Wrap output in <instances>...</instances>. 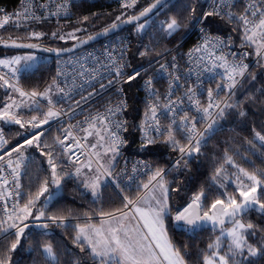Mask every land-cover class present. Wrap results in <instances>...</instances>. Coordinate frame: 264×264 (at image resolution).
<instances>
[{"label": "trees", "instance_id": "trees-1", "mask_svg": "<svg viewBox=\"0 0 264 264\" xmlns=\"http://www.w3.org/2000/svg\"><path fill=\"white\" fill-rule=\"evenodd\" d=\"M153 0H143L138 5L122 9L112 6L110 0H99L97 2L82 1L73 6V20L59 24H40L21 28H0V38L17 39L21 41H41L51 46H65L73 43L74 40L86 37L100 31L113 22H118L130 15H133ZM19 0H1L0 5H5L8 9H15ZM193 9L195 11L193 12ZM204 10L202 0H172L153 16L144 31H136L135 26L126 27L123 32H129L132 44V57L134 64L146 63L157 57L168 49L171 44L187 34L195 18ZM87 17L85 20L84 18ZM120 17V20H117ZM165 18L171 21L176 18L181 27L171 35L166 33L159 35V30H153L154 23ZM210 25L213 31L220 33L231 32L234 39L242 41L241 30L234 22L225 21L223 18L210 16ZM82 26L78 37L70 40H61L58 37H51V34L58 33L64 27ZM42 33L39 39L29 38L30 33ZM150 50L147 55L141 56V52ZM21 50H8L0 47V59H5L8 54H13ZM48 60L41 61L38 66L31 70H23L20 73L19 81L22 86L37 93H44L55 79V66L57 61L63 56L49 54ZM3 81H0L2 84ZM10 87H0V110L3 108L5 100L9 99ZM129 95L128 110V134L130 136V149L134 150L136 133L134 127L145 117L146 106L143 102L142 92L138 87V80L127 85ZM231 95L228 105L224 107L223 115L217 118V127L211 130L209 135L200 144L198 152H193L191 156H184L167 143L169 139L167 132L155 139V143L148 144L144 148H135L141 155L146 157L153 165L152 173L157 169L164 170V183L168 189V206L171 215L165 218V228L172 244L180 249L184 257L185 264H203V257L209 254V244H213L220 234V229L205 228L188 230H177L173 226L172 217L177 209L186 206L193 197L201 191L204 192L202 202L205 209L211 205L215 199H226V195L235 196L240 200L239 193L233 185H229L225 190L218 183L217 178L213 180L216 170L223 166V171H230L235 167L244 168L249 173L264 172V141L256 138V133L264 135V59L250 70V72L239 83ZM41 110V108H40ZM27 114H39L38 112H26ZM241 113H244L241 115ZM25 116L24 114H22ZM26 117V116H25ZM25 122L24 118L21 119ZM0 130L6 131L10 135V142L7 151L17 146L26 137V130L14 123L0 121ZM40 137L41 144L53 145L55 138L59 137L57 126L44 129ZM173 136L179 141V145L187 147L188 140L181 130L173 128ZM35 143V142H34ZM47 149L37 147H26L23 155L25 161L20 166L22 193L18 209L24 207L29 198H35L41 184L45 178L48 179V192H45L36 201V206L31 209L32 215L27 217V221L48 220L49 216L63 217V221L52 223L46 222L27 224L24 234L20 237V243L13 251H8L11 243L15 242L14 233L18 230L8 229L7 223L0 227V258H7L8 264H94L93 258L88 251H80V247L75 242L78 225L89 221H98L106 217L102 213L115 212L123 207V198L135 199L143 191H138L140 186L148 182L151 174L136 185L123 189L119 193L109 182L105 183L97 198H94L81 182L73 175L74 164L69 160L68 155L63 154V150L56 145L54 151L57 154V179L60 186L57 188L51 183L52 174L48 165V157L41 155V151ZM5 151V150H4ZM6 151V152H7ZM16 153L12 154L15 161ZM226 157H231L232 164L225 162ZM8 157L5 156V161ZM180 163L177 165V161ZM4 162H0L3 164ZM235 165V166H234ZM60 190V191H58ZM58 192V193H57ZM52 196L53 194H55ZM226 193V195H225ZM51 195V200L47 198ZM20 207V208H19ZM43 208L45 215L39 220L34 217L38 215L37 209ZM119 213V212H115ZM242 221L252 223L255 227L246 233L247 243L259 248L264 238V211L258 209L250 210L240 217ZM0 220H6L0 212ZM19 225V223H16ZM47 224V228L40 225ZM23 227V226H20ZM7 229V232L3 231ZM255 231V235L250 233ZM224 245L221 252L227 250L228 240L222 238ZM45 244H51L56 253V260L47 257L43 251ZM243 264H264V253L256 256H249L243 253Z\"/></svg>", "mask_w": 264, "mask_h": 264}, {"label": "snow or ice", "instance_id": "snow-or-ice-1", "mask_svg": "<svg viewBox=\"0 0 264 264\" xmlns=\"http://www.w3.org/2000/svg\"><path fill=\"white\" fill-rule=\"evenodd\" d=\"M159 3V0H157ZM22 3L25 5L22 12L13 13L12 16H15L17 19L13 21L16 27H20L21 24H26L30 20H39L41 17L36 16L31 8V0H22ZM213 7L212 10L204 13L203 17L200 18L197 23H202L208 17L217 15L220 16L222 13L219 9V5L216 4V0H212ZM132 5L125 2L122 4V7H131ZM43 7V5H41ZM156 7V4L151 5L150 7L145 8L140 12L137 17H130L128 21L131 22L133 19L139 20L140 17L146 16L153 8ZM252 7H256L253 5ZM260 7H264V4H261ZM60 9L66 10V4L61 5L58 8L56 13L52 15H58ZM195 9H193V12ZM259 12V17L257 13ZM253 17H257L259 22L256 23L255 20L248 19V10L246 9V15L239 17V20L243 24V40L242 43L246 47H251L253 45L255 48V55L258 57V62L260 59H264V12H260L259 8H256V11L250 13ZM231 17V13H225ZM12 16L4 15L3 22L0 23V28H3L5 24L9 23L12 19ZM22 17V19H21ZM85 20L87 17L84 18ZM120 17H117V20H120ZM164 23L167 24V33L171 35L173 32L178 30L181 27L180 22L176 18H172L170 22H162L161 28L163 29ZM251 25V27H249ZM119 25L116 22H113L110 28H106L103 33L107 34L109 31L118 28ZM145 27L144 24H139L137 26V31L142 30ZM79 31V29H77ZM203 31V29H201ZM42 33L32 32L29 35V38L39 39ZM53 37H57V33L52 34ZM69 38H75L74 33L66 34ZM61 40L66 39L65 35H60L58 37ZM93 39V37H89ZM11 43L8 41H3L0 38V43H3L5 47H27V48H36L38 45L35 44H21L17 43L16 40L9 37ZM230 41V38H229ZM87 41H81V44L86 43ZM209 44H214L219 46L221 55L217 56L213 61V67H220L224 69L222 73V79H226L229 83L224 85H217V93L222 88H226L229 94L232 93V89L235 87L237 76H243L244 72L247 69V65L242 63L243 58L247 57L249 53L244 52L242 54H237L230 52L227 55L223 53V48L230 47L228 41L216 39L215 41H210L206 38L205 44L202 47H208ZM75 47V45H74ZM46 51H56L59 55L60 52L70 51V49H45ZM201 50L200 47L196 49L197 52ZM122 50L120 59H124V52ZM150 50L141 52V56L148 54ZM215 54V49L212 53L209 54L211 58ZM228 55H231L233 60L231 63L228 61ZM203 59L202 57L200 58ZM34 61L35 57L33 56H15L10 59H0V66L9 68L10 72L5 75H0V81H3L0 84V87L8 88L10 87L14 92L19 93L21 98L28 97L30 103L22 100L20 104H17L14 100L11 103H4L3 109L0 110V121L6 123H14L19 125L21 128H25V122H22L19 112H13L12 109H20L21 106H26L30 112H40V99H37L39 96L41 99H47L48 110L42 113L43 119L38 118V116L33 115L27 124L31 126L32 129L39 128L43 124H48L53 118H57L61 115V112L54 111L55 105L59 101H54L48 94L52 91V85L45 90L44 93H37L32 91L31 93L22 91L15 84L10 83L11 79L16 77V73L21 71L19 68H13L12 65L20 64L21 61ZM111 64L107 67L109 73H114L115 79H109L108 84H104L102 79L99 81L100 90L103 91L106 88L113 86L114 83H131L142 75V72L145 71L143 68L134 69L130 74L124 72V67L127 65H121L119 61L114 60L109 56ZM175 60V58H173ZM151 66V65H150ZM31 65L26 64L24 70H27ZM168 65H160V69L157 71V75H160L163 72L167 71ZM170 67L175 69L177 65L173 62ZM213 67H207L206 70L211 73L213 72ZM84 70L81 71V75H84ZM7 77V78H6ZM126 77V79H125ZM179 77H174V81H178ZM144 88L148 94V100L154 101L147 105V111L145 112L146 120L143 127L152 128V130L157 134V136H162L167 132L169 139L166 141L169 143L174 150H178L181 153V159L184 156H191L192 153L198 152L201 144V140L195 139V121L196 117H189L187 113L183 115L182 119L177 124V109L176 102L171 100V95L174 89L170 83V92L166 97L168 100L167 104L163 106L160 105L156 90L152 87V78L150 77L144 83ZM57 92L64 93V89L56 88ZM122 92V89H120ZM96 92H89L88 96H82V101H87L92 96L96 95ZM66 95V94H65ZM190 101L195 97V93L191 88H189L185 94ZM209 105L207 108L200 109L197 104V112H203L205 116H210L212 113L210 109L213 107L219 108V103L213 101V90L208 89ZM63 98V97H62ZM11 99V97H10ZM81 101H76V106H79ZM126 103L121 102L116 105L115 108H108L107 114L101 118L100 116L87 118L84 123L89 124L90 127H94L97 122L107 121V124L104 127V131L107 133L108 147L105 148L103 155L107 156L109 152L113 155L109 157L108 166L105 167L104 164L100 163V160H97V168L92 169V161L88 160L86 167H88L89 172H92L93 175L91 178L85 180V187L91 188L94 196L97 195L102 181L105 178L110 179V181L115 184L116 188H120V176L119 174L113 176L114 165L112 161L116 159V156L119 155V146L123 144V141L119 135L121 131H126L124 122L121 120L113 121L112 116H116L117 113L122 112L126 108ZM225 107H232V105L226 104ZM160 108L161 111L158 115L157 109ZM150 114V116H149ZM244 113H241L243 115ZM219 115H223V109H220ZM170 118V124L166 129H161L160 127V118ZM203 118V117H202ZM149 120L154 122V127L149 123ZM173 126H177V130L183 129L186 131V139L188 140L189 147L186 149L183 146L179 145V141L175 140L173 136ZM73 128L79 127L80 131L86 132V135L83 137L87 141L88 136L93 135L88 129L82 128L79 125L72 126ZM212 128V125H209V129ZM207 131V130H206ZM43 135V132H33L30 138H25L17 146L11 148L7 152L0 154V173H3L6 169L11 170V174L14 178L19 177L20 175V166L25 161L26 157L23 155V151H26V147H37L42 149H47V151H41V155H46L48 157V165L51 169L52 179L51 183L54 184L57 188L60 186V181L57 179V154L54 149L56 145H59L63 149V154L67 155L71 152L72 155H76L75 151H72L73 144H67L65 141L72 137L71 129L63 130V139L59 137L55 138L53 145L41 144L40 137ZM99 136L97 143L89 145L91 149H96L99 144L100 147H104V144L101 141L106 139L105 136L100 135L99 132L96 133ZM202 137V134H201ZM256 138L260 141H264V135H261L259 132L256 133ZM73 143L77 149L81 148L80 141L76 140L75 137H72ZM145 141V144L155 143V138H149L147 132L142 138ZM35 142V143H34ZM7 144V141L4 140L2 134H0V145ZM23 150V151H22ZM16 153L17 157L13 161L12 154ZM80 155H84V152L81 150ZM95 155L100 157L101 154L96 152ZM5 156L8 157L5 161ZM77 159L79 157L77 156ZM225 162L232 164L231 157H226ZM180 161H177V165ZM15 164V166H13ZM235 166V165H234ZM145 167H147L145 165ZM103 170V171H101ZM135 171V168L133 169ZM238 174L235 177V182L237 184L236 191L239 193V197L242 198L238 201L235 196H227L226 199H215L207 209L202 202L204 198V192L201 191L197 194H194L191 198V201L184 206L182 209H177L175 216L172 217L173 226L177 230H188L192 231L203 223H211L213 226L217 224L223 225L227 220L232 224V228L228 229L226 232L221 229V235H226L229 237V243L227 245V250L221 254L220 251V238H217L215 244H209V254L204 255L203 264H243L244 260L247 257H244L243 253L245 248L247 249L249 256H256L260 253H264V242L259 246L253 247V245L247 243L246 233L249 230L254 229L252 223H243L240 219L248 210L258 207L259 210L264 211V172L257 174L256 172L249 173L244 168H237ZM223 172V166L216 170V174L213 177V180H216L221 176ZM164 170L157 169L151 174L147 183H144L140 186L138 191H143L144 195L137 196L135 199H129L127 196L123 198V207L116 209L115 212H119L120 215L117 216L115 212L102 213V215L109 217L107 220H102L100 226L97 227L93 224H85V226H77L76 231L77 235L75 237V242L80 247V251H88L89 255L93 258L94 264H185L184 257L181 255V251L175 245L172 244L171 240L168 238L167 229L165 228V218L171 215V209L168 206V189L165 187L164 183ZM75 174L79 176L81 174V168H76ZM131 179V177H129ZM0 180L3 181V185L7 186L8 180L0 176ZM247 181V183L245 182ZM49 181L45 178L41 184V187L36 194L35 198H29L27 203L24 204L23 209L20 211L23 215L16 214V206L13 205V215H15L16 220L26 219L28 216L32 215L31 209L36 206V201L39 200V197L45 192H48ZM15 188L19 189L20 185L18 181L15 182ZM159 189L160 195H156V191ZM123 191V189H121ZM5 195L4 192L0 191V197ZM9 197L15 195L16 197L20 196L19 191L8 192ZM51 195L47 200H51ZM127 209L128 211H125ZM38 215L34 217L35 220H39L45 215L43 208L37 209ZM13 215L8 216V220L13 219ZM138 221L135 226L132 225V221ZM52 223L63 222V217L49 216L47 218ZM127 222V223H126ZM7 223V220H0V227L3 224ZM41 227L47 228V224L40 225ZM10 228H17L18 230L14 233L16 239L15 242L11 243L8 251H13L17 248V245L20 243V237L24 234V229L29 227V225L24 224L23 227H19L15 222L9 225ZM146 230V231H145ZM7 232V229H3ZM264 231V229H261ZM255 235L256 232L253 231L250 233ZM264 241V238H261ZM44 253L51 259L56 260V253L53 250L51 244H45L43 246ZM0 264H8L7 258H0ZM72 264H78L77 261H72Z\"/></svg>", "mask_w": 264, "mask_h": 264}, {"label": "built area", "instance_id": "built-area-1", "mask_svg": "<svg viewBox=\"0 0 264 264\" xmlns=\"http://www.w3.org/2000/svg\"><path fill=\"white\" fill-rule=\"evenodd\" d=\"M82 1L97 2L99 0H31L32 11L36 16L41 17V19L30 20L26 24H21L20 27H16L14 25L13 21L17 18L12 16V14L23 11L25 5L22 3V0H19L15 9H8L5 5H0V23L3 22V17L6 14L12 16V19L9 21V23L5 24L3 28H21L31 25L70 22L73 20L74 4ZM142 1L143 0H110V3L114 7L128 9L138 5ZM125 2L131 4L132 6L127 8L122 7V4ZM202 2L204 3V10L195 18L191 30L180 39L174 41L168 49L146 63L134 64L132 57V37L129 32L123 31L114 33L98 42L82 48L75 53L62 57L56 63L54 84L56 88L59 86V88L64 89V93H59L56 90L57 95L54 101L59 102L55 105L54 110L61 112V115L52 120L44 128L48 126H57L60 130V139H63L64 129L72 130V137H75L76 140H79L81 145V148L77 149L73 143L72 137H69V139L65 141L67 144H73L72 151L76 152V155H72L71 152L67 154L69 160L72 163L80 164L87 158L92 157V149L89 147V143L83 139L85 132L80 131L79 127L73 128L72 126L79 125L82 128L88 129L90 128L89 124L84 123L87 118L96 116L103 118L107 114L108 108H115L116 105L120 104L122 101L127 105L122 112H119L116 116L111 117L113 121L117 119L123 121L126 128V131H121L119 133L123 144L119 146V155H117V161L113 172V176L118 174L120 176V188H116L115 184H113L110 179H108L109 183L121 194L123 192L121 189L134 186L141 179L149 176L152 173V163L146 157L141 155L139 151L135 150V148L141 149L148 145L145 144V141L142 139L145 136V133L147 132V136L149 138L157 139L160 136H157L152 128L143 127L146 120V117H144L134 127L136 141L134 150L130 149V136L128 134V83H114L113 86L106 88L103 91H101L99 87V81L101 79L106 85L108 84L109 79H115L114 73H109L106 67L111 64L109 56H111L114 60L119 61L121 65H127V67H124L123 69L127 74H130L134 69L137 68H143L145 70L136 80H138V87L142 92V98L146 106V110L147 105L154 101H149L147 98L148 94L144 88L145 81L150 77L152 78V87L156 90L161 106L168 103L166 97L169 95L171 83L172 88L174 89L171 95V100L176 102L177 124L179 125V121L182 119L185 112L190 118L195 116V139L201 140V143L207 137L210 131L209 125H213L219 116L220 109L225 107L232 95L229 94L226 88H222L219 93H217V85H224L229 83V81L222 79L221 74L224 73L223 68L213 67V61L217 56L221 55L219 46L209 44V46L206 48L202 47L205 44L206 38L210 41H215L217 38L228 41L230 43V47L223 48V53L225 55L230 52L237 53L238 55L244 52L249 53V55L242 60V63L246 64L248 67L243 76L236 77L237 83L231 90L232 93L237 88L239 83L244 79V77L250 72V70L258 63V57L255 55L254 46H244L242 41L238 42L236 39H234L231 32L220 33L213 31L210 25L211 23L209 17L202 23H197V21L203 17L204 13L212 10L213 7L212 0H202ZM64 4H66V10L60 9L58 15H52V13H56L58 8ZM216 4L219 5V9L222 14L220 16H213L223 18L226 22H234L239 26L241 34L243 33L244 26L239 20V17L246 15V9L248 10V19L255 20L256 23L259 22V19L257 18L259 17V12L257 13V17H253L250 13L252 11H256V8H259L260 12H264V7H260L261 4H264V0H216ZM41 5H43V7H41ZM253 5L256 7H252ZM225 13H231V17L229 15H225ZM166 21V19H160L154 23L155 25L153 30H159L160 36H163L167 33L164 27L163 29L161 28L162 22ZM249 27H251V25H249ZM201 29H203V31H201ZM198 47L201 48L199 52L196 51ZM214 49L215 54L209 58V54L212 53ZM122 50H126L124 52L123 60L120 59ZM201 57L203 58L202 60L200 59ZM173 58H175V60H173ZM232 60V56L228 55L229 63H231ZM173 62L177 65L175 69L170 67ZM162 64L168 65L169 67L167 68L166 72L157 75V71L160 69V65ZM12 67L17 68L16 66ZM207 67H213V72L209 73L206 70ZM82 70L85 72L84 75H81ZM9 72V68L0 66V75H5ZM176 76L179 77L178 81H174V77ZM10 83L15 84L23 91L25 90L28 92L20 85L17 73L16 77L10 80ZM189 88H191L195 93V97L192 101H190L185 95ZM120 89H122V92ZM208 89L213 90V101L219 103V108L213 107L210 109L212 114L210 116H205L202 111H196V101L199 102L198 106L200 109L207 108L210 102L208 97ZM89 92H96L97 94L92 96L87 101H82L81 97L88 96ZM40 101L47 105V101ZM76 101H81L79 106H76ZM160 111L161 109L158 108V115ZM149 123L152 124L153 127L155 126L154 122L151 120H149ZM159 123L162 130L166 129L170 124V118L161 117ZM106 124L107 121L96 123V125L104 126ZM28 126L30 132H36L39 129H44L42 126L36 129H32L29 124ZM173 128H177V126H173ZM180 130L186 137V131L183 129ZM0 134H2L4 140L7 141V144L0 145V154H3L7 151L6 149L9 145L10 136L4 130H0ZM188 147L189 145H187L186 149ZM60 149L63 150L61 147ZM81 150L84 152V155H80ZM77 156L79 159H77ZM145 165L147 167H145ZM13 166H15V164ZM134 168L135 171L133 170ZM0 176L8 180L7 186H4L3 181L0 180V191L5 193L3 197H0V212L4 218H8L9 215L13 214V205H15L17 209L21 197V172L19 177L14 178L11 174V170L6 169L3 173H0ZM129 177H131V179H129ZM16 181H18L20 185L19 189L15 188ZM15 191L20 192L19 197H16L15 195L9 197L7 195L8 192L14 193ZM46 221L48 220H43L40 222Z\"/></svg>", "mask_w": 264, "mask_h": 264}, {"label": "rangeland", "instance_id": "rangeland-1", "mask_svg": "<svg viewBox=\"0 0 264 264\" xmlns=\"http://www.w3.org/2000/svg\"><path fill=\"white\" fill-rule=\"evenodd\" d=\"M162 19H165V18H162ZM161 19V20H162ZM167 22H170V21H167ZM150 23V20H144V21H142V22H140V23H138V24H136V26H135V30L137 31V26L139 25V24H144L145 25V27L142 29V30H140L141 32L142 31H144L147 27H148V24ZM163 27L165 28V29H167V24L166 23H164V25H163ZM77 29H79V31H77ZM83 28H82V26H79V27H70V26H65L64 27V29H62L60 32H58L57 33V37H59L60 35H65L66 36V39L65 40H70V39H74V38H69V37H67V35L66 34H68V33H74V37L76 38V37H78V34H79V32H80V30H82ZM51 37H53V35L51 34ZM54 38H56V37H54ZM254 47L256 48V46L254 45ZM14 53H17V54H19L21 57H24V56H33V57H35V60L34 61H27V62H25V61H21L20 62V64H17V65H12V66H16L17 68H19V69H21V71H19L18 73H21L22 71H23V69L25 68V65L26 64H28V65H31V67H29L27 70H31V69H34V68H36L37 66H38V64L41 62V61H44V60H48L49 58H50V55L48 54V53H45V52H40V51H32V50H21V51H18V52H14ZM9 55H11V54H8V56ZM9 58H11V57H9ZM9 58H7V59H9ZM10 97H11V99H10ZM15 101L17 104H20L21 103V101L22 100H24V101H28L29 99L27 98V97H25V98H21L20 96H19V93H17V92H14L12 89H10V94H9V99L8 100H5V103H11L12 101ZM28 103H30V101H28ZM40 107H42V106H40ZM24 108H26V106H21V108L20 109H18V110H20L19 111V113L21 112V109H24ZM17 109L16 108H13L12 109V111L13 112H15ZM223 110H224V108H223ZM219 117V116H218ZM20 118H21V116H20ZM22 119V118H21ZM217 121V120H216ZM216 121H215V123H214V126H213V129L215 128V127H217V123H216ZM25 128H26V123H25ZM26 129H28V128H26ZM102 129L104 130V127H102ZM25 130V129H24ZM95 131V130H94ZM29 129H28V131H26L24 134L25 135H27V134H29ZM106 134V133H105ZM103 136H105L106 137V139L104 140V141H101V143H103L104 144V147H100L99 146V144L97 145V148L96 149H92V152H93V158H88V160H91L92 161V169H96L97 168V160L99 159L100 160V163H102V164H104L105 165V167H107L108 166V160H109V157H111L113 154L111 153V152H109L108 153V155L107 156H104L103 155V153H104V150H105V148H107L108 147V141H107V135H103ZM99 140V136L98 137H96L95 139H94V143H97V141ZM89 144L91 145V143L89 142ZM93 144V143H92ZM96 152H99L100 154H101V156L100 157H97L96 155H95V153ZM195 152V151H194ZM116 160V159H115ZM115 160L114 161H112V164L114 165V162H115ZM76 168H78V167H76V166H74V168H73V170H72V173H73V175L80 181V182H82L84 185H85V180L86 179H88V178H91V176L93 175V173L92 172H89V169L87 168H85L84 167V165H81V166H79V168H81V174L79 175V176H77L76 174H75V172H76ZM101 171H103V170H101ZM229 172L230 171H226V170H224L222 173H221V176L217 179V183L223 188V189H227L228 188V186L229 185H233L234 187H235V189L237 188V184H236V182H235V177H236V175L238 174V171H237V167H235L233 170H231V175L229 174ZM105 182H106V178H105V180L104 181H102V183H101V187H100V189H99V191H98V193H97V195L96 196H94L93 195V193H92V189L91 188H87L88 189V191L91 193V195L94 197V198H97L98 196H99V194H100V191H101V188H102V186L105 184ZM246 183H247V181H245ZM165 187H166V185H165ZM58 191H60V190H58ZM58 193V192H57ZM54 195H56V193L55 194H53L52 196H54ZM141 195H144V192L141 194ZM156 195H160V191H159V189H157V191H156ZM227 196H232V195H227ZM242 198H240V200H241ZM20 208V207H19ZM20 210H21V208H20ZM20 210H16V214H19V215H23V213L20 211ZM13 215V214H12ZM6 220H7V224H9V225H11L13 222H15V223H20V222H22V221H24V220H27V218L26 219H23L22 221L21 220H16L15 219V215H13V219L12 220H8V218H6ZM102 220H107V219H100V221L99 222H97V223H95V222H93V221H90L91 223H89V224H93V225H95V226H97V227H99L100 226V223H101V221ZM138 221V217H137V220L136 221H133V222H137ZM242 221V220H241ZM243 223H245L244 221H242ZM164 224H165V222H164ZM246 224V223H245ZM9 225H8V229H10V227H9ZM81 227H83V226H85V225H80ZM223 228V230L226 232L228 229H231L232 228V224H228V225H225V226H223V227H221L220 228V234H219V238H220V251H221V249H222V247H223V245H224V241H223V239L222 238H226L227 240H228V243H229V237H227L226 235H221V229ZM12 229V228H11ZM217 237V238H218ZM169 238V237H168ZM217 238H216V240H215V242L217 241ZM215 242L213 243V244H215ZM244 252H247V249L245 248V250H244ZM248 253V252H247ZM221 254H223L222 252H221ZM46 255V254H45ZM47 256V255H46ZM48 257V256H47ZM51 259V258H50Z\"/></svg>", "mask_w": 264, "mask_h": 264}, {"label": "water", "instance_id": "water-1", "mask_svg": "<svg viewBox=\"0 0 264 264\" xmlns=\"http://www.w3.org/2000/svg\"><path fill=\"white\" fill-rule=\"evenodd\" d=\"M170 1L172 0H159V3L157 2V0H153L149 5H147L145 8L147 7H150L151 5L153 4H156V7L152 9L151 12H149L146 16H143V17H140L139 20H135L133 19L130 23L129 22H126L129 20L130 17H137L139 16L140 12L143 11L145 8H143L141 11L133 14V15H130L118 22H116L119 27L114 29V30H111L109 31L107 34H101L104 32V30L106 28H110V26L100 30V31H97L93 34H90L86 37H83V38H80V39H77V40H74L73 43L69 44V45H65V46H51L47 43H44V42H41V41H21V40H17V39H14L17 41V43H21V44H35V45H38V47L36 48H27V47H5L3 43H0V47L2 48H5V49H8V50H32V51H40V52H45V53H48V54H54L56 56H65V55H68V54H72L92 43H95L97 41H100L101 39L105 38V37H108L114 33H117V32H120L122 30H124L126 27H129V26H133V25H136L144 20H147L149 19L151 16H153L159 9H161L163 6H165L166 4H168ZM89 37H93V39H89ZM3 41H8L9 44L11 43V41L9 40V38H2ZM81 41H87L86 43H83L81 44ZM75 45V47H74ZM45 49H54V50H61V49H70V51H63V52H60V54L58 55L56 51H46ZM257 207H254L250 210H253V209H256ZM248 210L247 213L250 211ZM246 213V214H247ZM245 215V214H244ZM243 215V216H244ZM228 224H231L229 223L227 220L225 221V223L221 226L219 224H217L216 226H213L210 222L209 223H203L201 224L200 226H198L196 229H205V228H217V229H220L221 227L225 226V225H228Z\"/></svg>", "mask_w": 264, "mask_h": 264}, {"label": "crops", "instance_id": "crops-1", "mask_svg": "<svg viewBox=\"0 0 264 264\" xmlns=\"http://www.w3.org/2000/svg\"><path fill=\"white\" fill-rule=\"evenodd\" d=\"M12 56H14V55H10L9 57H12ZM9 57H7V58H9ZM52 91L48 94L52 99H54L55 97H56V87H55V84H52ZM22 90V89H21ZM23 91V90H22ZM25 91V90H24ZM26 92V91H25ZM56 94V95H55ZM55 96V97H54ZM25 98V97H24ZM28 98V97H27ZM29 99V98H28ZM44 99H46V98H44ZM28 101H30V100H28ZM27 101V102H28ZM41 108V110H40V112H39V114H33V115H36V116H38L40 119H43V116H42V113L43 112H46L47 110H48V107H45V106H42V107H40ZM3 109V108H2ZM1 109V110H2ZM27 109V112H29V110H28V108L26 107V108H24V109H21V111H22V113L24 114V111ZM54 110V109H53ZM20 110H16L15 112H19ZM55 111V110H54ZM55 118H53L52 120H54ZM51 120V121H52ZM50 121V122H51ZM47 124H43V125H41L43 128L46 126ZM102 127L103 126H94V127H90V128H88V131H91L92 133H93V135H91V136H88V139H87V141H88V143L90 142L91 144L92 143H94V139L96 138V137H98L97 135H96V133L97 132H99L100 133V135H107V133L102 129ZM25 129V128H24ZM95 130V131H94ZM42 131V129H39L38 131H36V133H39V132H41ZM106 133V134H105ZM85 135H86V132H85ZM87 163H88V159L87 160H85L83 163H81V164H77V165H75L74 164V166H76V167H79V166H81V165H84V167L87 169L88 167H86V165H87ZM115 163H116V160H115V162H114V166H115ZM91 167H92V165H91ZM107 181H108V179L106 178V182L105 183H107ZM80 182V181H79ZM82 183V182H81ZM82 185L85 187V185L82 183ZM86 188V187H85ZM87 189V188H86ZM87 191H88V189H87ZM21 209H23L22 207H21ZM20 210V209H19ZM125 211H128L127 209H125ZM116 215L117 216H119L120 215V213H116ZM100 219H109V217H103V218H100ZM100 219L98 220V221H96L95 223H97V222H99L100 221ZM94 222V221H93ZM89 223H91L90 221L89 222H86V223H84V224H82V225H85V224H89ZM127 223V222H126ZM137 223V222H136ZM135 222H133L132 221V225L133 226H135V224H136ZM80 226V225H79ZM146 231V230H145Z\"/></svg>", "mask_w": 264, "mask_h": 264}]
</instances>
